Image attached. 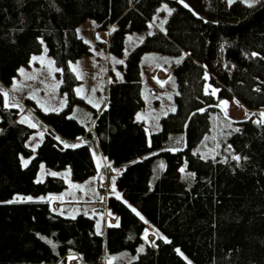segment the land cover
Segmentation results:
<instances>
[{
    "label": "trees",
    "instance_id": "1",
    "mask_svg": "<svg viewBox=\"0 0 264 264\" xmlns=\"http://www.w3.org/2000/svg\"><path fill=\"white\" fill-rule=\"evenodd\" d=\"M163 1L171 14L120 63L124 77L110 81L93 125L69 115L83 100L70 62L90 52L79 23L95 17L98 27H110L109 47L121 55L127 32L166 14L158 10ZM41 37L62 68L69 100L60 111L35 107L47 131L34 150L26 144L34 128L18 119V108L5 105L0 92V264H69L70 252L81 263L104 264L109 253L122 250L135 256L113 264H264V118L255 113L264 108V0L251 7L243 0H0V81H13L18 67L41 50ZM162 66L176 82V108L162 117L160 130L149 131L135 118L145 105L143 73ZM222 98L239 99L250 114L235 120L233 154L203 157L196 147ZM183 130L186 144L171 149L176 140L170 135ZM80 136L95 147L98 142L122 168L115 178L121 194L103 202L117 215L104 234L93 215L67 216L52 205L48 196L67 186L63 177L36 180L43 161L70 165L78 180L95 174L88 143H63ZM21 154L32 155L27 167ZM184 164L186 172L180 171ZM27 193L37 197L19 199ZM146 221L160 233L156 246L142 238Z\"/></svg>",
    "mask_w": 264,
    "mask_h": 264
},
{
    "label": "rangeland",
    "instance_id": "2",
    "mask_svg": "<svg viewBox=\"0 0 264 264\" xmlns=\"http://www.w3.org/2000/svg\"><path fill=\"white\" fill-rule=\"evenodd\" d=\"M171 8L168 1H163L159 5L158 10L165 9L166 14L156 13L150 26L144 30L127 32L125 36L124 53L121 55L115 54L109 47L110 27H98L99 20L95 17H87L79 23L77 32L89 43L90 52L70 62V68L78 78V81L74 84L75 93L82 97L83 100L74 103L73 109L69 115L76 117L86 126L93 125L92 120L95 111L106 104L110 81L114 77H124V73L118 61L126 63V57L143 41L146 34L153 28V25H163ZM111 27L114 29L116 24H112ZM41 41V50L33 52L29 58V62L18 67L17 73L13 76V81L10 84H5L0 81V92L3 94L5 105H16L19 110L18 119L20 121L24 120L25 123L30 126L33 124L36 125V127H33V131L26 140V144L34 150H36L38 145L42 142L47 131V126L35 111V107H40L45 111H60L66 107L69 100L68 91L62 87L64 83L62 68L56 62L55 57L50 53L44 37H41ZM152 54L151 52H147L144 58L152 62L154 60L151 57ZM143 75L142 93L145 99V105L136 112L135 118L145 122L149 131H158L162 128V117L176 108V82L169 79L170 70L163 66L148 74H146V70H144ZM4 93H7V96H5ZM225 101L227 102L226 105L223 103ZM218 105L221 111L211 114V128L196 147V151L203 157L218 156L221 159H226L233 154L229 137L237 129L235 120L248 116L250 111L244 103L237 98H222ZM255 113L262 116L261 114L264 113V108L255 110ZM262 117L264 118V116ZM1 129L0 125V131ZM91 129L93 130L94 128ZM58 137L61 141L64 140L60 135H58ZM170 139L176 140L175 144L170 147L171 149L176 150L183 147L186 144V130L177 132L176 134L172 133ZM83 140H85L84 137L73 142ZM65 143L70 144L69 142ZM89 143L93 148L96 165L98 167L95 174L83 180H78L73 177L70 165L55 168L48 166L43 161L40 163L37 171L36 180L41 181L48 174L52 173L63 177L67 186L60 191L64 194V204L59 211L67 216H75L81 211L93 215L97 232L104 234L105 227L103 225V220L105 218V212L110 213L111 210L107 208V211H105L101 206H106L103 204L107 197V195H105L106 193L114 192L119 195L121 194L115 182V178L121 170L113 159L106 160L102 152L97 150L92 141ZM31 158L32 155L21 154L23 165L25 160L29 163ZM107 161L110 167L107 166L109 174L106 175L107 171L103 169L102 172L101 169L103 166L106 167ZM185 167L186 165L184 164V171ZM99 176L105 177L103 179V185L105 184V189L107 188V190H102V196L99 193V191H101V187H99ZM96 184L98 186V191L96 190V195L94 196V192H88L87 188L91 186L93 188ZM28 197L34 198L37 196L29 193L19 194V198L27 199ZM49 198L52 205L57 204L54 202V196L51 195ZM94 198L96 199L94 200L96 203L93 204L91 202L93 200L91 199ZM151 226L153 225L151 224ZM154 234H156V237L150 240L153 238ZM141 235L145 241H149V244L154 246H156L157 238L160 237L158 231L156 232L146 225ZM141 248L143 247L140 246L139 250ZM134 256L135 254L130 250L112 252L106 256L104 264L130 262ZM75 259L76 258L73 260ZM189 263L193 264L191 261H189ZM78 264L88 263L80 262Z\"/></svg>",
    "mask_w": 264,
    "mask_h": 264
},
{
    "label": "crops",
    "instance_id": "3",
    "mask_svg": "<svg viewBox=\"0 0 264 264\" xmlns=\"http://www.w3.org/2000/svg\"><path fill=\"white\" fill-rule=\"evenodd\" d=\"M161 69V68H160ZM167 74V73H166ZM165 74V75H166ZM80 138H82V136H80V137H78L77 139H74V140H70V141H67V140H65L63 143L65 144V145H76L78 142L79 143H88L89 145H90V147L92 148V146H91V144L89 143V142H87V141H85V140H83V141H78V142H73V141H76V140H78V139H80ZM65 142H69L70 144H68V143H65ZM96 148H97V150L98 151H101L102 152V150H101V148H100V146H99V144H98V142H97V144H96ZM93 149V148H92ZM102 154H103V157L106 159V160H108V159H110V158H108L103 152H102ZM95 157V156H94ZM96 162V161H95ZM107 166H109L110 167V165H109V163H108V161H107V164H106V167H102V169H101V171L103 172V169L105 170V171H107ZM120 168V167H119ZM97 170H98V167H97ZM120 170H122L121 168H120ZM107 174H109L108 173V171L106 172V175ZM118 175V174H117ZM99 178H100V180H99V182L102 180L103 181V179L105 178V177H100L99 176ZM98 179V178H97ZM104 182V181H103ZM99 187H101V191H99V193H100V195L102 196V190H104L105 189V184L104 185H99ZM88 189V192H94V196L96 195V190L98 191V186H97V184L92 188V186L91 187H89V188H87ZM105 190H107V188L105 189ZM114 194V195H116V196H119V194H116V193H114V192H110V193H106L105 195H110V194ZM99 195V196H100ZM51 196V195H50ZM52 196H54V202L55 203H57L56 205H53L55 208H57V209H61V207H62V205L64 204V199H63V197H64V194L62 193V192H58V193H53L52 194ZM98 196V197H99ZM49 197V196H48ZM91 200H93V201H91L93 204L95 203L94 202V200H96L95 198L94 199H91ZM54 203V204H55ZM107 206H106V208H105V211H107ZM107 214H108V217L106 218V214H105V218H104V223H103V225H104V227L107 225V223H115V222H117V215L116 214H114L113 212H110V213H108V212H106ZM109 217H110V219H109ZM145 225L147 226V227H151L154 231H156L157 232V230L153 227V226H151V224L149 223V222H147L146 221V223H145ZM146 242H148V243H150L149 241H147L146 240ZM69 258H70V261H69V264H78V263H80V255L79 254H77V253H74V252H70L69 253ZM74 258H76L75 260H73Z\"/></svg>",
    "mask_w": 264,
    "mask_h": 264
},
{
    "label": "snow or ice",
    "instance_id": "4",
    "mask_svg": "<svg viewBox=\"0 0 264 264\" xmlns=\"http://www.w3.org/2000/svg\"><path fill=\"white\" fill-rule=\"evenodd\" d=\"M245 2L248 3L249 6L251 7L252 4H254V3H259V0H245ZM181 3H183V0H181ZM185 6L187 7V5H185ZM169 14H171V13H169ZM118 62H119V63H123V61H118ZM213 94H215V93L213 92ZM4 95L7 96V93H4ZM223 103H224L225 105L227 104L226 101L223 102ZM13 106H16V105H13ZM173 111H175V109H173ZM261 115L264 116V113H262ZM138 118H139V117H138ZM21 122L23 123V122H25V121L22 120ZM258 122H259V121H258ZM32 127H36V125L33 124ZM236 131H239V130L237 129ZM77 146H78V145H71V147H77ZM65 147H69V145H65ZM234 159L237 160V161H239V160H240V157H239V156H235ZM27 164H28V161L25 160V161H24V166L27 167ZM160 167L163 168L164 165L161 164ZM180 171L183 172L184 169H181ZM52 175H56V174H55V173H52ZM189 175L192 176V175H194V174H191V173H190ZM19 199H23V198H19ZM27 199H28V200H31L32 198H31V197H28ZM42 199H43V198H42ZM13 202H19V201H18V200L9 201V203H13ZM133 211H135V210L133 209ZM137 214H138V213H137ZM138 215H139V214H138ZM166 242H167V241H166ZM140 251H143V248H141ZM177 251H179V249H177Z\"/></svg>",
    "mask_w": 264,
    "mask_h": 264
},
{
    "label": "built area",
    "instance_id": "5",
    "mask_svg": "<svg viewBox=\"0 0 264 264\" xmlns=\"http://www.w3.org/2000/svg\"><path fill=\"white\" fill-rule=\"evenodd\" d=\"M100 185H103V181L102 180L100 181ZM106 217H108V214H107ZM109 219H110V217H109Z\"/></svg>",
    "mask_w": 264,
    "mask_h": 264
}]
</instances>
